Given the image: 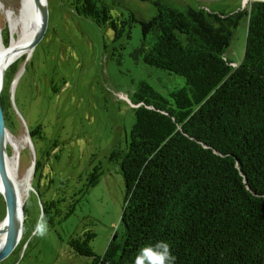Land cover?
I'll return each instance as SVG.
<instances>
[{
	"label": "trees",
	"instance_id": "trees-1",
	"mask_svg": "<svg viewBox=\"0 0 264 264\" xmlns=\"http://www.w3.org/2000/svg\"><path fill=\"white\" fill-rule=\"evenodd\" d=\"M146 1L156 9L151 18L133 9L114 15L104 0H73L79 15L109 27L123 48L140 24L132 57L184 82L166 94L138 84L130 135L110 155L125 183L120 224L102 255L91 245L93 230L69 243L89 264H134L141 248L159 241L169 243L175 264H264V0L230 13ZM244 16L245 52L234 66L226 49ZM17 70L8 68L4 84ZM103 173L96 166L86 189Z\"/></svg>",
	"mask_w": 264,
	"mask_h": 264
},
{
	"label": "rangeland",
	"instance_id": "rangeland-1",
	"mask_svg": "<svg viewBox=\"0 0 264 264\" xmlns=\"http://www.w3.org/2000/svg\"><path fill=\"white\" fill-rule=\"evenodd\" d=\"M104 1L121 17H127L129 9L146 18L156 14L150 1ZM177 1L225 13L250 2ZM2 2L0 46L3 43L7 49L22 29L12 28L6 11L16 1ZM47 5L46 32L29 52L6 65L7 70L10 66H18V70L10 72L1 84L11 99L10 131L22 146L18 156L20 180L33 164L38 165L26 196L21 243L0 264H89L91 258L76 253L69 243L71 237L83 236L87 229L96 233L91 245L102 255L123 211L125 183L110 155L115 146H124L130 135L133 93L142 80L163 94L184 82L176 74L132 57L140 43V24L133 26L132 37L123 48L120 45L125 41H115L109 27L79 15L73 0H47ZM247 31L248 17L244 16L226 49V57L234 66L244 56ZM29 129L37 133L31 135ZM8 150L13 155L9 143ZM98 165L104 173L96 186L86 189L88 174ZM42 213L49 231L43 238L33 237ZM5 216L6 203L0 193V221Z\"/></svg>",
	"mask_w": 264,
	"mask_h": 264
},
{
	"label": "bare ground",
	"instance_id": "bare-ground-1",
	"mask_svg": "<svg viewBox=\"0 0 264 264\" xmlns=\"http://www.w3.org/2000/svg\"><path fill=\"white\" fill-rule=\"evenodd\" d=\"M16 4L12 3L11 8H8L7 15L9 17L11 26L14 30H17L21 26V33L18 38L14 36V39L6 49L1 43L0 46V77L6 73V65L18 57L24 55L32 48V41L38 32L40 26V2L37 0H15ZM3 6L2 0H0V8ZM0 78V80H1ZM4 79V77H3ZM29 141V137L26 136ZM22 140V139H21ZM25 140V139H24ZM8 143L14 148L13 155L7 154L6 164L8 173L14 182L16 195L22 203L25 204L26 196L29 194L31 187V178L34 174L33 170L35 164H33L26 176L20 180L18 175V156L22 148L19 140L15 135L8 129L4 135V144L8 152ZM34 159V158H33ZM22 181V182H21ZM0 187L3 188L4 184L0 178ZM2 191V192H3ZM4 224L0 222V243L4 245L10 237L11 229L9 227H2ZM23 226V224H22Z\"/></svg>",
	"mask_w": 264,
	"mask_h": 264
},
{
	"label": "water",
	"instance_id": "water-1",
	"mask_svg": "<svg viewBox=\"0 0 264 264\" xmlns=\"http://www.w3.org/2000/svg\"><path fill=\"white\" fill-rule=\"evenodd\" d=\"M37 1L40 2L41 20L38 32L32 41V47L46 32L49 18L47 0ZM3 77L4 76H2L0 80V178L4 184L2 195L6 203V216L0 222L4 224L2 227L5 226L11 229V234L7 242L0 247V261L6 258L20 245L22 240V224L25 220V204L22 205L16 195L15 185L8 173L6 164L8 152L4 144V135L8 128L6 126L5 105L1 89Z\"/></svg>",
	"mask_w": 264,
	"mask_h": 264
},
{
	"label": "clouds",
	"instance_id": "clouds-1",
	"mask_svg": "<svg viewBox=\"0 0 264 264\" xmlns=\"http://www.w3.org/2000/svg\"><path fill=\"white\" fill-rule=\"evenodd\" d=\"M80 144L83 147L84 141L81 140ZM2 191L3 188L0 187V193H2ZM48 231V222L42 213L35 225L32 236L43 238L47 235ZM2 246V243H0V247ZM134 264H175V257L170 250L169 243L166 241H159L154 245L141 248L139 254L135 258Z\"/></svg>",
	"mask_w": 264,
	"mask_h": 264
}]
</instances>
